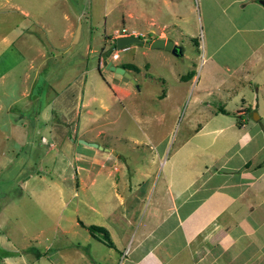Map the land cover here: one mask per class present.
<instances>
[{"label":"crops","instance_id":"obj_1","mask_svg":"<svg viewBox=\"0 0 264 264\" xmlns=\"http://www.w3.org/2000/svg\"><path fill=\"white\" fill-rule=\"evenodd\" d=\"M79 1L10 0L33 25L24 29L30 50L25 91L20 92L26 98L20 103L25 121L11 125L13 143H27V135L34 143L37 134L45 168L59 176L62 166H72L73 224L87 232L81 241L70 242L71 247L47 248L55 257L46 252L39 257L52 264H264V8L259 0H200L205 62L196 95L202 122L170 145L158 125L169 111L142 109L138 92L143 80L157 77L163 84L152 68L156 73L165 68L185 84L193 81L192 65L177 66L183 39L200 47L192 41L191 16L178 15V0H171L168 18L144 19L153 28H124L143 40L168 39L181 48V57L142 44L124 47L121 57L114 50L111 63L134 83L100 67L98 59L95 68L79 59L60 62L56 72H49L52 50L60 55L75 50L81 33L76 23ZM36 30L47 46L35 40ZM119 33L105 35L103 45H113ZM20 35L7 41L13 43ZM90 35L86 47L93 51ZM97 77L106 89L102 94H96L101 85ZM160 92L157 102L168 96ZM122 117L137 125L118 123ZM102 118L105 127L98 123ZM151 119L156 125H149ZM53 186L61 197L62 189ZM36 192L46 193L44 187L31 193ZM87 225L102 227L111 245L98 240V233L90 234ZM4 251L0 264H20L19 256Z\"/></svg>","mask_w":264,"mask_h":264},{"label":"rangeland","instance_id":"obj_2","mask_svg":"<svg viewBox=\"0 0 264 264\" xmlns=\"http://www.w3.org/2000/svg\"><path fill=\"white\" fill-rule=\"evenodd\" d=\"M170 1L80 0L77 4L79 11L76 14L78 16L76 23H79L81 33L74 45L75 50L71 54L62 53V55L59 51L52 50L53 57L48 60L49 72L53 70L56 72L55 68L60 62H73L79 59L83 65L87 63L93 68L97 64V59L100 67L104 59L115 62L111 58L114 52L112 44L103 45L104 36L111 35L113 31L119 32L121 28L127 31H138V27L143 31L153 28L147 26L144 19L161 20L164 17L162 19L164 20L168 18L167 13L171 11ZM178 3L177 11L175 6H172V9L178 15L191 16L194 41H197L200 47L196 49L183 39V58L177 62V66L180 70L185 65H192L194 79L185 84L177 81L173 72L168 74L165 68H158V73H156V68H152L154 70L150 72L153 77L160 73L163 84L159 82V79L156 80L157 77L155 81L143 80L140 92H138V96L142 99V109L157 111L166 107L165 109L169 111L168 115L163 117L158 124L166 133L164 135L169 145L187 136L184 132L187 129L190 132L192 125L200 126L202 122V103L198 101L196 95L200 89L201 70L205 62V55L203 56L201 51V4L200 0H178ZM25 28L30 30L33 25L18 15L15 7L11 6L10 0H0V250H2L0 254L2 256L4 250L8 249V254L19 256L17 260L20 264H52L45 258H41L43 256L39 257L41 259L37 258L38 260L33 259L36 257L29 249L33 248L37 252H46L48 255L51 254V257H55L52 250L47 252L46 249L49 247L58 249L64 245L71 247L70 242L74 244L81 241L87 232L73 224L75 219L73 207L76 197L72 195L75 183L72 166H62L59 176L51 170L50 166L45 168L39 161L43 147L38 148L37 146L39 144L37 134L34 135L36 138L34 143H29L31 135H27L28 141L25 144L17 146L13 143L11 125H21L22 118L25 121L24 117H20L24 114L20 103L26 99L20 95V92L22 89L25 91L22 80L27 71L28 54L30 55L27 37L29 31L24 30ZM36 31L35 40H40L39 44L47 46L43 33ZM16 33L21 35L13 43L7 41L15 38ZM89 35L92 38L91 47L95 48L93 51H88L86 47L90 42ZM107 49L110 50L101 57V53ZM117 53L120 57L123 54L122 50H117ZM41 73L37 79L39 83L46 71ZM103 73L107 74L108 71L103 69ZM97 79L100 82L98 77ZM100 83L96 94L106 92L104 83ZM160 90L166 92L168 96L157 102L154 97ZM105 121V118H102L98 120V123L105 127L107 126ZM121 121L129 127L137 125L135 121L127 117L119 118L118 123ZM155 121L156 119H151L149 125H156ZM97 140H104V138L98 137ZM54 168H57V165ZM37 174L43 178L39 179ZM50 178L55 182H50ZM21 180L24 182L21 183ZM46 183H49V187L44 186ZM54 184L62 189L59 198L56 197ZM43 187L46 193H31L33 188L38 191ZM7 240L10 246L6 245Z\"/></svg>","mask_w":264,"mask_h":264},{"label":"water","instance_id":"obj_3","mask_svg":"<svg viewBox=\"0 0 264 264\" xmlns=\"http://www.w3.org/2000/svg\"><path fill=\"white\" fill-rule=\"evenodd\" d=\"M259 4L264 8V0H259ZM130 44H142L144 47H147L149 49H163L165 51L170 52L175 57H181L180 46L174 44L172 41L168 39H161V38H156V39H152L148 41V40H143L141 37L137 35H125V36L115 37L113 41V49L116 51L121 50ZM109 50L110 49H107L105 52L101 53V57H103L104 54ZM102 66L104 67V69H107L116 74H119L129 79L131 83H134V80L130 77V75L122 67L113 65L111 61L104 59L102 61ZM78 141L82 144L101 149V147L97 145L96 143L86 142L83 140H78Z\"/></svg>","mask_w":264,"mask_h":264},{"label":"trees","instance_id":"obj_4","mask_svg":"<svg viewBox=\"0 0 264 264\" xmlns=\"http://www.w3.org/2000/svg\"><path fill=\"white\" fill-rule=\"evenodd\" d=\"M192 41L195 43L194 39H192ZM85 228L90 234L98 233L99 234L98 240H100L106 246L111 245L107 232L102 227H98L95 225H87ZM29 251L33 252L36 258L42 255L40 252H37L33 248H30Z\"/></svg>","mask_w":264,"mask_h":264},{"label":"built area","instance_id":"obj_5","mask_svg":"<svg viewBox=\"0 0 264 264\" xmlns=\"http://www.w3.org/2000/svg\"><path fill=\"white\" fill-rule=\"evenodd\" d=\"M125 35H135V33H133V32H127L124 28H121L120 33L117 35V37L118 36H125ZM115 57H116V53L113 52L111 54V58L114 59Z\"/></svg>","mask_w":264,"mask_h":264}]
</instances>
